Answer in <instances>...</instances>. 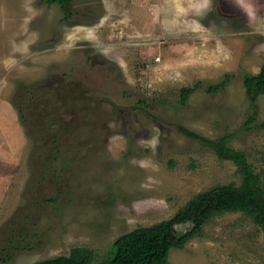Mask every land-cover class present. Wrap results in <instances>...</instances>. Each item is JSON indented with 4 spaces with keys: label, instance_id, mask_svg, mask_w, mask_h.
I'll return each instance as SVG.
<instances>
[{
    "label": "rangeland",
    "instance_id": "1",
    "mask_svg": "<svg viewBox=\"0 0 264 264\" xmlns=\"http://www.w3.org/2000/svg\"><path fill=\"white\" fill-rule=\"evenodd\" d=\"M71 13L0 0V264L77 247L101 262L119 237L242 184L235 162L180 128L227 138L264 179V95L244 86L264 73V0H75ZM169 264H264V230L216 215Z\"/></svg>",
    "mask_w": 264,
    "mask_h": 264
},
{
    "label": "trees",
    "instance_id": "2",
    "mask_svg": "<svg viewBox=\"0 0 264 264\" xmlns=\"http://www.w3.org/2000/svg\"><path fill=\"white\" fill-rule=\"evenodd\" d=\"M41 1L49 6L59 5L61 10L64 11L63 19L65 21L74 16L71 13V7L75 0ZM66 77H68V74ZM244 86L252 99H256L258 95H264V73L246 76ZM224 87L225 83L222 82L210 88V91L216 92ZM37 90L39 91V89ZM53 90L54 88L46 89L48 93L53 92ZM40 91L42 92L41 89ZM187 94H190V90L184 89L183 103L188 100ZM42 100L44 101V98ZM43 101H40L39 104L42 110L45 109V101ZM79 102L84 104L82 100H79ZM57 103L58 101L54 105ZM139 103H141L140 100ZM34 104L28 108L34 109ZM48 105L54 107L53 102L52 104L48 103ZM84 105L80 106L82 112H85V107L82 108ZM52 109L54 108L49 109V111ZM19 113L24 124H30L29 119H33V117H25L22 111H19ZM42 117H44V120H49V112L46 109ZM180 131L186 137L197 138L205 142L220 158L235 162L243 175L242 184L238 187L228 185L211 188L195 196L172 219L150 227H139L119 237L113 245L110 257L101 262L95 261L92 250L77 247L73 248L67 256L33 264H169L170 252L173 248L183 247L200 233L212 217L223 213L243 212L251 216L256 224L264 230V179L253 172L244 154L242 152H230L226 147L225 141L227 138L225 137L214 142L185 128H180ZM186 226H190L188 231L185 230Z\"/></svg>",
    "mask_w": 264,
    "mask_h": 264
},
{
    "label": "flooded vegetation",
    "instance_id": "3",
    "mask_svg": "<svg viewBox=\"0 0 264 264\" xmlns=\"http://www.w3.org/2000/svg\"><path fill=\"white\" fill-rule=\"evenodd\" d=\"M45 91H46V89H45ZM61 102H62V101H58V103H57L56 105H53V106L55 107V109H59V108H58V105H59ZM49 103L52 104V101H50ZM71 103H72V106H71V107H74V106L77 104V101H72ZM76 106H77V105H76ZM76 109H78V107H77Z\"/></svg>",
    "mask_w": 264,
    "mask_h": 264
}]
</instances>
